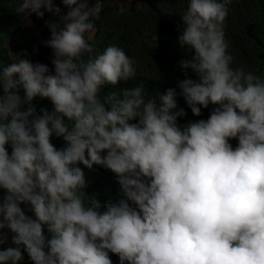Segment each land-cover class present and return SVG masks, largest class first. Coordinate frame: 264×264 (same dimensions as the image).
<instances>
[{
	"label": "clouds",
	"instance_id": "obj_1",
	"mask_svg": "<svg viewBox=\"0 0 264 264\" xmlns=\"http://www.w3.org/2000/svg\"><path fill=\"white\" fill-rule=\"evenodd\" d=\"M62 3L64 24L49 25L46 42L54 74L21 57L0 70V245L4 229L15 245L0 250V264H19L22 248L33 264H113L109 253L120 264H264V79L231 67L232 0H189L181 15L179 44L194 51L181 66L199 79L178 86L195 116L215 106L183 126L175 89L146 100L141 84L100 98L135 77L134 62L115 45L85 58L103 0ZM60 11L53 0L16 8L39 18ZM37 97L53 110L38 113ZM53 135L66 146L57 149ZM80 165L114 173L119 202L101 210Z\"/></svg>",
	"mask_w": 264,
	"mask_h": 264
},
{
	"label": "trees",
	"instance_id": "obj_2",
	"mask_svg": "<svg viewBox=\"0 0 264 264\" xmlns=\"http://www.w3.org/2000/svg\"><path fill=\"white\" fill-rule=\"evenodd\" d=\"M130 1L134 4L131 7L127 5ZM21 2L22 0H0V70L21 57L34 64L47 65L54 74L53 50L46 46L51 38L49 25L62 27L68 9L62 0H53L54 5L61 9L60 13L45 12L44 17L39 18L36 14H17L16 8ZM90 3L94 4L95 0H90ZM188 3L189 0H103L100 18L94 20V31L87 34L94 51L86 54L85 58L94 57L106 47L115 45L133 60L136 75L127 82L121 81L116 88H102L99 94L101 99L118 89L141 84L145 89L146 100L171 88L178 93L177 110L183 108L187 113L178 118L179 125L210 117L214 105L210 104L206 109L201 106V115L195 116L178 86L183 79H199L191 69L185 70L181 66L182 60L191 59L194 55V51L179 44V36L186 27L181 15L186 11ZM120 4H123V9ZM224 31L229 45L227 51L233 57L231 67H242L245 72L264 79V0H232ZM154 34L158 36V41L153 39ZM2 94L0 89V95ZM33 104L38 113L42 108L53 110L49 99L37 97ZM51 142L57 149L66 146V142L55 135ZM229 143L235 148L238 146V139H231ZM7 148L11 153V146L8 145ZM80 166L85 171L87 181L84 191L89 198L100 202L101 210L108 202H119L122 198L121 188L114 173L102 166H94L92 170ZM5 195V190L0 189V200ZM45 235L49 234L46 232ZM22 254L23 259L19 264H33L23 248ZM109 255L113 264H120L116 254Z\"/></svg>",
	"mask_w": 264,
	"mask_h": 264
},
{
	"label": "rangeland",
	"instance_id": "obj_3",
	"mask_svg": "<svg viewBox=\"0 0 264 264\" xmlns=\"http://www.w3.org/2000/svg\"><path fill=\"white\" fill-rule=\"evenodd\" d=\"M129 7H131V6H133L134 4H133V2H128V4H127ZM120 7H121V9H123V4H120ZM21 207H22V209L25 211V214L26 215H29V216H33L34 217V214L29 210V206L28 205H21ZM4 232H6L7 233V235H8V240H7V242L5 243V244H3V245H0V250H4V249H6L7 247H9V246H15V245H13L12 244V236L14 235V233H12L9 229H4L3 230ZM47 232V229L45 228V233Z\"/></svg>",
	"mask_w": 264,
	"mask_h": 264
}]
</instances>
